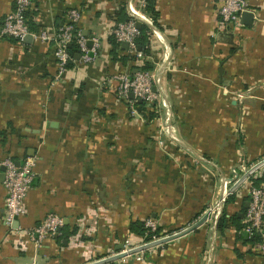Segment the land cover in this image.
<instances>
[{"label":"crops","instance_id":"obj_1","mask_svg":"<svg viewBox=\"0 0 264 264\" xmlns=\"http://www.w3.org/2000/svg\"><path fill=\"white\" fill-rule=\"evenodd\" d=\"M130 1L33 0L34 31L53 35L67 10L78 8L79 27L97 48L89 63L76 53L55 81L54 43L2 35L15 0H0V161L33 157L37 171L27 213L15 227L35 226L54 212L66 229H77L61 242L22 245L4 223L0 165V264H107L95 257L121 250L130 221L149 215L159 228L182 234L147 252L144 264H264L240 230L250 201L247 182L258 184V177L239 172L224 204L223 193L217 211L206 208L231 168L243 163L252 170L264 161V0H248L251 23L226 30L224 0H153L155 14L145 6L149 18L136 16L151 29L150 53L125 63L114 58L110 37L119 12L125 21L131 18ZM121 48L119 55L126 54ZM142 59H158L155 87L167 103L163 117L134 113L111 79L131 73ZM168 150L194 153L216 176L177 172L163 153ZM143 168L148 177L141 176ZM127 182L136 185L133 190L127 191ZM142 183L149 184L143 192ZM224 210L229 225L222 231ZM236 214L241 218L234 224Z\"/></svg>","mask_w":264,"mask_h":264},{"label":"built area","instance_id":"obj_2","mask_svg":"<svg viewBox=\"0 0 264 264\" xmlns=\"http://www.w3.org/2000/svg\"><path fill=\"white\" fill-rule=\"evenodd\" d=\"M140 2L143 7L147 5V0H140ZM131 4H133L132 1L128 3L130 13ZM32 5L33 0H15V7L4 19L1 34L11 36L21 43L26 40L28 35L39 37L47 42H53L55 45L54 54L58 61V73L56 74L55 81L62 76L68 64L76 60L69 50V45L74 37H76L79 45V52L81 53L80 59L86 63L93 61L97 52L96 46H89L88 38L81 30H79L76 35L74 34L75 25L79 23L81 19L80 9L71 8L67 10L66 17L68 22L59 27L58 30L51 35L47 29L34 31L30 28L27 22V13L32 8ZM246 11H249L248 0H224L220 7L222 29L226 30L227 28H239L243 26L242 16ZM143 14L146 15L145 13ZM138 20L140 19L131 13L130 19L115 24L112 29V34L118 42H127L128 50L132 53H136L137 56L140 57L143 53L139 50L137 44V38L140 35V29L137 27L136 23ZM111 79L117 82V93L119 97L129 98L130 93L133 92L134 98L129 101H131L134 111L136 110L134 107L136 101L154 100V86L151 80L154 79L157 81V79L151 71L138 70L134 74L129 72L116 73ZM0 165L6 167L4 171L5 178L3 180V185L6 189L4 223L8 229L17 235L21 244L25 246L27 243H33L38 246L47 239L61 234V229L65 224V220L63 216L54 212L48 213L42 222L35 226L28 228L15 227V221L27 213L26 199L29 191L33 187L37 175L35 168L36 160L33 157H27L21 164H17L16 160L12 157H6L0 161ZM246 168L245 164L242 163L240 165L241 170H245ZM254 168L248 172H250L251 176L258 177L260 182L258 184L247 182L250 201L244 217L245 225L243 231L247 233L248 237H253L255 235L259 236V241L256 242L252 248L261 254L264 259V163ZM226 183L227 182H225L224 185L223 204L227 193ZM146 226L149 228V231L150 229L156 231L158 228L154 221H148ZM156 233L153 234V237L156 236ZM137 237L139 239L144 238L142 236ZM126 241L127 244L140 242H138V239H135V241L128 239ZM138 245L140 246V244ZM138 245H133L132 248L138 247ZM123 251L126 250L123 249ZM121 263L122 261H120V264Z\"/></svg>","mask_w":264,"mask_h":264},{"label":"rangeland","instance_id":"obj_3","mask_svg":"<svg viewBox=\"0 0 264 264\" xmlns=\"http://www.w3.org/2000/svg\"><path fill=\"white\" fill-rule=\"evenodd\" d=\"M135 1L137 2L138 5H135ZM133 4L136 6L137 9L140 10V12L145 13L144 10H143L144 7L142 6L140 0H133ZM158 45H159L158 49L162 50L163 49L162 46L160 44H158ZM154 60H155L153 62L154 69L151 72H153V74L155 75V71H156L155 69L157 67L156 63L158 62V59H154ZM154 79L151 80L152 81V85L154 86V88H153V92H154L153 93V99L154 100L146 101V102L149 105H153L154 106V109L156 110L155 112L157 114L156 117L160 118V117H163L164 114L166 113V109H167V107H166L167 105L166 104L167 103L165 101L161 100L160 94H159V92L157 91V89L155 87L156 80H154ZM240 97H242V96H240ZM164 105H165V107H164ZM180 109L181 108L179 107V110ZM132 111H134V110H132ZM136 112H139V111L138 110L134 111V113H136ZM173 141L175 143H178L177 140H175V139H173ZM163 153L166 156L167 160H172L173 162H175L177 164V168H176L177 172H186V171H188V173L195 174V175H200L201 177H206V178L207 177L211 178V177H215L216 176L214 171L210 167H206L204 165V163L202 162V160H200L194 153H190V152L181 153V152H177L175 150L173 152H171V150H168L167 152H163ZM239 167L240 166L231 168L230 169V175L228 177H223V179H222L223 182H222V185H221L220 190L218 192V195L216 197V200L212 204H209L206 207V208L209 209V210H207V211H209L208 213H210L212 211H217V207H218L219 201H220V199H221V197H222V195L224 193L223 190H224L225 182H227L226 183V186H227L226 192L229 193V190H230L231 186L233 185V182L234 181L238 182V179H240L239 172L241 173V171L242 172L249 171L248 168H246L245 169L246 171H245V170H241ZM148 173H149V170L147 168H143L141 176L143 178L148 177L149 176ZM130 175H132V172L130 173ZM251 177H253V176H251ZM229 178H233L234 180L229 179ZM148 185L149 184H143V183L140 184V186L142 188L141 192H143L144 189L146 188V186H148ZM135 186L136 185H132V184L127 182V185H126L127 191L129 189L133 190V187H135ZM137 186L140 187L139 184ZM227 193H226V195H227ZM206 208H204L202 211H204ZM207 211L205 212V214L207 213ZM144 221L146 223L148 221H152V222L154 221L156 223V225L158 226L156 231H152L150 229V231H149L150 233L148 232L149 235L151 236L150 238L145 237V238H140L139 239L137 237L138 235H136L133 232L129 231V232H127V235H126V237L123 240V247H122L121 250L115 249V251H111V253H109L108 251L102 252V254L96 256L95 259H97L99 263H107V264H120V261H122L121 264H133L135 262H136V264H144L145 261H147V256H146L147 252L151 253L153 251V249H155L156 246L158 248H161V247L164 248L166 243L169 240L160 242L159 244H156V245H153V244H155L156 241L158 242V241L164 240V239L168 238V236L172 235L170 233V231H172V230H167L163 226H162L160 232H157V231H159L160 223L155 217H152V216L149 215L148 217H146L144 219ZM163 229H165V230L163 231ZM154 233H156L155 237H153ZM128 239H130L132 241H135V239H138V242L139 241L140 242L139 243H135V244H127L126 240H128ZM153 239H155V240H153ZM138 244H140V246ZM133 245L134 246L138 245V247L132 248ZM123 249L126 250V251H123ZM107 254H109V257H106ZM118 255L120 257H118L116 259H113V260L106 261V260L110 259L111 257H115V256H118Z\"/></svg>","mask_w":264,"mask_h":264},{"label":"trees","instance_id":"obj_4","mask_svg":"<svg viewBox=\"0 0 264 264\" xmlns=\"http://www.w3.org/2000/svg\"><path fill=\"white\" fill-rule=\"evenodd\" d=\"M153 5H154L153 0H147L146 10L148 12L151 11V13L155 14V9H154ZM14 7H15V4H14ZM121 12H124V10H121ZM126 18H127V15H123L122 13L119 12L118 17H117V23L120 21H125ZM27 22H28L30 28L32 30H35L36 24L33 23L32 21H30L29 12L27 13ZM67 22H68V20L66 17V21L62 25H60L59 27L65 25ZM79 30H81V29L79 27V23H77L75 25L74 34L76 35ZM150 30L151 29L147 24H143L142 28H140V35L137 38L138 48H140V51L143 52L144 56H146L150 53V48L148 46L149 45ZM81 32H82V30H81ZM9 37H11V36H9ZM11 38H13V37H11ZM13 39L18 41L15 38H13ZM110 42L113 45L112 54H113L115 59L121 60L125 63L128 62L129 60L136 61V62L139 61L137 54L130 52L128 49L126 50V52H127L126 54L119 55V50L122 49L121 48L122 43L118 42L113 34H111ZM69 50H70L73 58H75L76 53H78L80 51L76 37H74L73 41L71 42V45H69ZM72 63L73 62H70L68 64V66H71ZM134 69H140L143 71H152L154 69V64H153V62L149 61L148 59H142V62L140 64H134V66H132V71H134ZM132 71H131V73L134 74L135 72H132ZM122 98L125 99L126 101H129V98H125V97H122ZM134 106H135L136 110H138L140 113L144 114L145 116H147L150 119H154L157 116V114L155 112L156 110L154 109V106L149 105L146 101H136L134 103ZM254 179L259 180V178H254ZM242 210L244 211V217H245V213H246L247 208L243 207ZM239 218H241V217H239L237 214L234 215L233 216V223L236 224V222L238 221ZM228 225H229V219L227 218L226 211L224 210L223 214L219 218L218 228H219V230L223 231ZM244 225H245V223H243L242 226L240 225L241 231L243 230ZM129 226H130L131 232H133L134 234H136L138 236H142L144 238L145 237H147V238L151 237L149 235V233H150L149 229L146 227V222L144 220H140V219L131 220ZM160 230H161V228H159V231H157V232H160ZM76 232H77L76 228H74V230L70 231L68 228L66 229V227L63 226L61 229V235L53 236L49 239H53V240H57V241L61 242L62 238H69L71 234H75ZM242 232H243L242 236L244 237L245 241L250 243V245L252 247L260 239L258 235H255L253 237H248V235L245 231H242Z\"/></svg>","mask_w":264,"mask_h":264},{"label":"water","instance_id":"obj_5","mask_svg":"<svg viewBox=\"0 0 264 264\" xmlns=\"http://www.w3.org/2000/svg\"><path fill=\"white\" fill-rule=\"evenodd\" d=\"M252 17H253V13H252V12H249V11H246V12L243 13V16H242V22H243V23H251V22H252ZM136 23H137V27H138L139 29L142 28V26H143V22H142L141 20H138ZM29 39H32V36H31V35H28V37L26 38V40H29ZM88 43H89L90 46H91V44H92L91 40H90ZM70 45H71V43H70ZM122 46H123L124 48L128 49V43H127V42H122ZM139 49H140V48H139ZM77 57H78V58L81 57V53H80V52L77 54ZM135 72H136V71H135ZM129 96L132 97V98H134V94H133V92H131ZM140 101H142V100H140ZM16 162H17V164H21V161H18V160H17ZM263 163H264V161L261 162L260 164H258L257 166H259V165H261V164H263ZM257 166H256V167H257ZM256 167H255V168H256ZM255 168H254V169H255ZM1 169H2L1 179L4 180V178H5V173H4V171H5L6 167H5L4 165H2V166H1ZM240 181H242V179H241ZM247 205L249 206V203H247ZM204 220H205V218H202L200 221L194 223V224H193L189 229H187V230L190 231V230L194 229L196 226H198L199 224H201ZM17 222H18V220L15 221V223H17ZM181 234H182V233H181ZM181 234H176V235L168 236V238H166V239H164V240H161V241H158V242L156 241L155 244H153V245L159 244L160 242H163V241L171 240V239H173V238H175V237H177V236H179V235H181ZM56 236H57V235H56ZM150 245H151V244H150ZM118 257H120V256L118 255V256H115V257H111L110 259H108V260H106V261L113 260V259H116V258H118Z\"/></svg>","mask_w":264,"mask_h":264},{"label":"bare ground","instance_id":"obj_6","mask_svg":"<svg viewBox=\"0 0 264 264\" xmlns=\"http://www.w3.org/2000/svg\"><path fill=\"white\" fill-rule=\"evenodd\" d=\"M130 9H131V13L133 12L132 14L135 15V17H136V16L138 17L139 14L144 15L142 12H140L139 10H137V9L134 7L133 4H131Z\"/></svg>","mask_w":264,"mask_h":264}]
</instances>
